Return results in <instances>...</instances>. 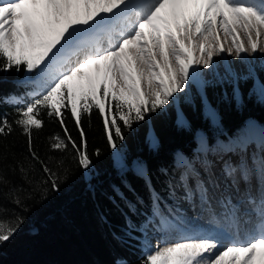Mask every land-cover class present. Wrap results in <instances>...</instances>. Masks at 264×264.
I'll list each match as a JSON object with an SVG mask.
<instances>
[{
    "label": "snow or ice",
    "instance_id": "1",
    "mask_svg": "<svg viewBox=\"0 0 264 264\" xmlns=\"http://www.w3.org/2000/svg\"><path fill=\"white\" fill-rule=\"evenodd\" d=\"M238 33L247 38V47ZM220 34L226 38L223 43ZM229 37L231 46L225 47ZM262 39L264 0H0V71L24 69L39 77L40 91L17 110L15 124L28 137L30 158L41 165L53 191L59 189L57 174L33 150L32 129L43 126L42 110L59 121L67 138L53 137L52 148L63 151L70 144L78 165L90 170L83 114L98 110L108 145L116 149V139L125 138L117 117L124 128H131L134 121L169 104L173 94L187 87L196 75L190 71L193 65L208 68L213 57L223 52L238 58L242 53H264ZM259 96L264 101V84ZM68 109L80 130V145L67 129L64 111ZM207 115L213 121L217 118L212 110ZM11 131L8 119H0V136ZM243 148L241 141L222 145L221 151ZM253 165L250 168L247 160L225 161L217 177L211 162L181 156L176 167L183 198L190 203L198 199L209 227L163 246L157 242L153 248L149 242L143 264H264V192L258 201L246 194L250 212L242 211L230 197L218 201L224 209L219 215L212 204L220 179L245 186L254 177L264 182V157L253 160ZM19 171L21 178L26 177L23 168ZM136 172L145 174L142 163L137 162ZM11 183L0 164V191ZM12 202L19 205L21 201L16 197ZM18 227L0 220V243L12 238ZM172 227L164 218L157 230ZM242 230L251 238L231 239ZM225 239L231 242L224 245Z\"/></svg>",
    "mask_w": 264,
    "mask_h": 264
},
{
    "label": "trees",
    "instance_id": "2",
    "mask_svg": "<svg viewBox=\"0 0 264 264\" xmlns=\"http://www.w3.org/2000/svg\"><path fill=\"white\" fill-rule=\"evenodd\" d=\"M38 80L24 69L0 71V119L12 125L0 136V164L12 181L0 191V220L19 224L12 238L0 243V264H143L145 230L154 212L166 213L164 204L174 199L177 160L205 161L204 152L220 160L219 145L239 143L252 125L264 135L263 68L250 79L204 85L190 103L170 102L131 128L117 117L125 138L116 139V149L108 145L98 110L83 114L90 170L78 165L70 144L63 151L52 148L53 137L67 138L59 121L42 110L43 126L32 129L33 150L57 174L59 189L53 191L41 165L30 158L28 137L15 124L17 110L40 91ZM209 110L216 113L215 121ZM64 116L80 145L70 109ZM137 162L144 166L143 176L136 172ZM20 168L26 177L21 178ZM16 197L19 205L12 202Z\"/></svg>",
    "mask_w": 264,
    "mask_h": 264
},
{
    "label": "rangeland",
    "instance_id": "3",
    "mask_svg": "<svg viewBox=\"0 0 264 264\" xmlns=\"http://www.w3.org/2000/svg\"><path fill=\"white\" fill-rule=\"evenodd\" d=\"M239 41L242 43L240 37ZM261 42L264 43V39H262ZM229 46H231L230 37L227 43V47ZM221 57L222 54L220 56H214L213 64L208 68H204L202 65H193L190 71L194 72L196 75L190 77L185 89L173 94V97L170 98V102L176 104L177 101L181 100L185 103H190L197 92L202 95L201 89L204 85L211 83H234L238 79H250L253 78L257 69H264V53L259 51L250 56L248 61H226L220 60ZM241 141L244 143L243 150L237 149L234 152L220 151L219 154L223 156L220 160H216L215 157L209 156L206 152L202 153L205 156V160L212 163L213 171L216 173L217 177H220V172L224 167L225 161L235 164L240 160H247L251 168L254 167L253 160L258 162L264 157V135H262L256 126L252 125L247 137ZM236 144L231 143L227 146H235ZM219 148H221V145H219ZM214 151L216 152L215 149ZM197 167H199V164H197ZM176 178L179 179V173H176ZM177 184V188L174 189L175 195L173 201L164 204L167 209L166 213H161V211L158 210L157 212L161 215L158 217L154 216L150 228L145 230L143 247L145 252L147 251L149 242L153 248L157 242H161L163 246V242H176L181 238L195 235L198 230H204L209 227L208 215L201 211L198 199L194 200L192 203L185 200L183 198L185 193L179 186V183ZM219 184L220 187L213 191V205L218 203L219 200L228 197L231 198L234 204L233 201L236 198L243 199L246 194H250L258 201L261 193L264 192V182H261L255 177L247 186H245L243 182L234 185L230 181H224L223 179L219 180ZM237 188H239V191H237ZM214 208L218 214V208L216 206H214ZM164 218H167L175 227L169 228L166 231H158L157 229L159 228L160 221ZM181 220L183 221L182 223L180 222ZM240 236H243V234Z\"/></svg>",
    "mask_w": 264,
    "mask_h": 264
},
{
    "label": "bare ground",
    "instance_id": "4",
    "mask_svg": "<svg viewBox=\"0 0 264 264\" xmlns=\"http://www.w3.org/2000/svg\"><path fill=\"white\" fill-rule=\"evenodd\" d=\"M238 36L242 39V43L244 44V46L247 47V38L243 35V33H238ZM225 39L226 38L223 35L220 34V40H221L222 43L225 41ZM228 41H229V38H227V43H228ZM227 43L224 44L225 47H227ZM221 54H222V57L220 58V60H226V61H234V60L248 61L249 57H250V55H248V53H242L240 58L236 57L234 54L233 55H228L227 52H223ZM248 165L250 167V163H248ZM244 201H245V198H243V199L242 198H236L233 202H234V205L235 204H240L242 211H249L250 212L251 205L247 204ZM214 206H216L218 208V213L219 214L224 211V209L220 207L219 203H216L215 205H213V207ZM253 220H255L254 216H253ZM251 227L252 226L250 225L249 228H251ZM242 234H243V236H240ZM231 238L233 240H237V241H241L242 242L244 240L250 239L251 237L249 235H245L244 231L242 230L238 236L233 234ZM230 242L231 241H228V239H225L223 241L224 245H227Z\"/></svg>",
    "mask_w": 264,
    "mask_h": 264
}]
</instances>
